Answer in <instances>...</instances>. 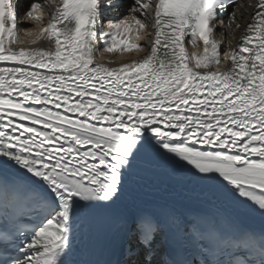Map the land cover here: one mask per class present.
Returning <instances> with one entry per match:
<instances>
[{"label":"snow or ice","instance_id":"6c2138e0","mask_svg":"<svg viewBox=\"0 0 264 264\" xmlns=\"http://www.w3.org/2000/svg\"><path fill=\"white\" fill-rule=\"evenodd\" d=\"M110 7L32 0L20 29L0 0V264H264V226L245 223L264 224V0H133L105 21ZM217 23L242 30L230 51ZM160 176L196 203L133 197ZM100 220L116 225L106 257L71 261Z\"/></svg>","mask_w":264,"mask_h":264},{"label":"bare ground","instance_id":"6f19581e","mask_svg":"<svg viewBox=\"0 0 264 264\" xmlns=\"http://www.w3.org/2000/svg\"><path fill=\"white\" fill-rule=\"evenodd\" d=\"M15 1H16V3H20V0H14V4H15ZM116 0H111V3H114ZM56 2L58 3L59 2V0H56ZM132 2H133V0L131 1V4H132ZM244 2L245 3H247L248 2V0H244ZM114 7L112 6V7H110V8H106L105 9V12L106 11H108V14H109V16L110 15H112V16H110V17H114V16H116V14H122L123 12H125V10L124 9H122V8H118V7H115V8H118V11L116 12V11H112V9H113ZM130 8V7H129ZM116 10V9H115ZM231 11V10H230ZM47 12H48V16H47V18L45 19V20H47V19H49L50 18V12L47 10ZM116 13V14H115ZM128 14H129V16H131L132 14L130 13V12H128ZM227 19V14H226V16H224V20H226ZM32 21H27V22H24L25 23V25H23L22 26V28H26V26H28V25H31L30 23H31ZM242 23H247V20L246 19H242V21H241ZM218 30L220 31V30H222V32H226V29H225V25L223 24L222 25V29H219L218 28ZM150 31V29H145V31H144V35H145V38H144V45H146L147 43H148V41H149V36H148V32ZM242 30H235V36L233 37V36H230V35H227V34H223V36H221L224 40L226 39V43L228 42V44H229V47L230 48H232L235 44H237L238 43V38H239V35H240V32H241ZM144 35H143V37H144ZM133 38V37H132ZM143 39V38H142ZM141 40V39H140ZM133 41V40H132ZM26 45H28V43L29 42H31V38H26ZM133 43H138V41L137 40H135V41H133ZM220 43V42H219ZM30 44V43H29ZM28 47H36V46H29L28 45ZM201 51H202V49H201ZM195 52V51H194ZM127 53H129V52H127ZM138 53V52H137ZM144 53V52H143ZM111 55V54H110ZM140 56H138L137 58L135 57V59H131V60H136V59H140L141 57H142V54H139ZM100 56V55H99ZM106 56V55H105ZM115 55H113V57H114ZM117 59V58H116ZM129 59V58H128ZM103 60V59H102ZM109 60V59H108ZM127 60V59H126ZM127 61H130V60H127ZM97 62H99V63H107V62H100V61H97ZM122 61H117V62H114V63H121ZM123 62H126V61H123Z\"/></svg>","mask_w":264,"mask_h":264},{"label":"rangeland","instance_id":"374dc122","mask_svg":"<svg viewBox=\"0 0 264 264\" xmlns=\"http://www.w3.org/2000/svg\"><path fill=\"white\" fill-rule=\"evenodd\" d=\"M128 10L129 9H127L126 8V11L125 12H128ZM47 11V9H45V17L44 18H47L46 16H47V13L48 12H46ZM125 17H129L130 18V16H129V14H127V13H123L120 17H119V19H123V18H125ZM30 20V19H29ZM31 21V20H30ZM129 22H131V20H129ZM31 25H28V26H26V27H35V25H34V23L33 22H31L30 23ZM20 29H23V28H20ZM144 31H145V29L144 30H141V33H142V35H141V40L139 39L138 40V43L139 44H141L142 45V42H144V38H145V35H144ZM20 35H21V37L22 38H25L24 37V33H23V31H21L20 32ZM143 35H144V37H143ZM222 35H219V38H218V41L220 42V43H224V39L221 37ZM133 38H132V40L133 41H135L136 40V38H135V33H133V36H132ZM143 38V39H142ZM25 41H26V38H25ZM26 43L27 42H25V44L23 45L24 47H28V45L29 46H33V45H31V42H29L28 43V45H26ZM143 45H144V43H143ZM199 52L197 49H193V52ZM142 52H136V51H134V52H131V53H127V52H122V53H102V54H100V56H98V59H99V61H101V62H109V61H113V62H117V61H127V60H131V59H135V57L137 58L138 56H140L139 54H141ZM111 54V55H110ZM106 55V56H105ZM113 55H115L114 57H113ZM117 58V59H116ZM129 58V59H128ZM103 59V60H102ZM109 59V60H108ZM127 59V60H126ZM223 65V64H222ZM222 65H221V67H222Z\"/></svg>","mask_w":264,"mask_h":264}]
</instances>
